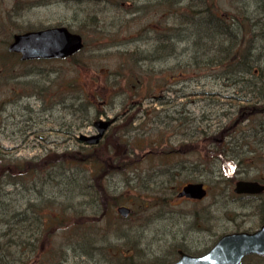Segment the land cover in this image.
I'll return each instance as SVG.
<instances>
[{
  "label": "rangeland",
  "instance_id": "obj_1",
  "mask_svg": "<svg viewBox=\"0 0 264 264\" xmlns=\"http://www.w3.org/2000/svg\"><path fill=\"white\" fill-rule=\"evenodd\" d=\"M235 1L0 0V144L15 156L33 161L64 152L63 168L58 169L57 160L47 168L50 172L78 170L77 165H67L87 156L96 160L92 183L104 186L107 197L116 195L117 203L110 200L102 212L106 207L102 194L94 195L98 210L83 211L96 213V220L84 226L90 225L87 230L95 231L101 240L99 233L106 230L107 243L123 248L131 263H168L178 258L177 249L201 254L224 233L256 227L258 213H264V199L257 205V200L232 194L238 174L236 170L232 175L234 161L227 170L208 150H179V144L199 148L198 131L208 127L213 132L205 133L208 142H220L225 134L218 133L222 130L218 131V123L229 118L236 122L240 113L228 117L223 111L221 115L223 106L225 112L231 104L236 108L237 100L228 97L235 88L221 86L217 76L209 75L210 69L188 58L191 42L162 40L164 34L185 35L197 28L200 15L195 18L193 12L208 7L207 12L228 18L238 14L243 22L248 16L242 27V47L253 38L256 52H264V39H256L259 32L264 34V24L250 29L251 22H264V0L243 6ZM55 25L79 33L83 49L64 59L24 61L7 50L13 33ZM157 43L167 49L153 52ZM171 66L176 67L167 71ZM144 69L150 71L145 79ZM159 94L163 98L157 99ZM165 108L177 119H169ZM153 110L162 111L159 118L165 122ZM99 112L102 115L95 118ZM107 117L116 121L97 144L78 140L80 134L96 133L94 123ZM244 119L246 126H256L250 118ZM183 139L186 143H181ZM163 140L166 145H155ZM246 169L247 177L263 176L264 152ZM187 181L203 182L207 196L195 201L177 197L178 188ZM65 196L63 191L57 194V198ZM82 197L77 192L73 199ZM118 205L130 208L126 217L117 212ZM114 250L99 251L94 259L69 254L63 264H130L127 259L112 258ZM242 264H264V257L250 255Z\"/></svg>",
  "mask_w": 264,
  "mask_h": 264
},
{
  "label": "trees",
  "instance_id": "obj_2",
  "mask_svg": "<svg viewBox=\"0 0 264 264\" xmlns=\"http://www.w3.org/2000/svg\"><path fill=\"white\" fill-rule=\"evenodd\" d=\"M207 8L193 12L195 18L196 15H200L195 21L197 28L189 30L188 33H184L185 35L183 33L164 34L162 40L169 42L170 40L168 41L167 38H171L182 42H191L192 54L188 58L193 59L195 64L205 65L203 67L210 69L207 70L209 75L217 76L216 81H219L221 86L230 85L235 88L228 97L237 100L236 108L231 104L232 107L225 112L226 107L223 106L221 115L223 111L225 116H228V114L233 116L240 112V95L247 97L244 100L245 105L249 109L254 108L256 112L258 108L255 107L260 103L264 104V52H258L260 49L256 52L255 47L251 44L252 41H255L253 38L246 39L248 46L242 47V42L245 41L242 27H244L248 16L245 17L243 22L238 14L228 18L230 15H219L215 11L207 12ZM262 24L264 22H251L250 29L262 26ZM166 30L161 31L163 33ZM259 33L260 37L256 39H264V34ZM210 41L213 44L209 46ZM153 49V52L156 53V51L167 49V47L157 43ZM181 51L183 53L184 50ZM169 55H173V51ZM144 60H150V58L145 57ZM185 65L189 66L187 60ZM254 66H257V68L255 69ZM175 67L171 66L167 68V71L173 70ZM149 72L146 69L142 71L141 75H144V79ZM179 73L182 74L183 72L180 71ZM132 77L133 80L131 79V81L135 83L137 77L134 75ZM255 80H261L262 82L257 84L253 82ZM136 93L137 91L133 93V96H136ZM127 95H129V92ZM158 96L163 97L160 94ZM159 112V110H153L152 114L159 117L161 113ZM165 112H167L166 115L169 119H177L172 112ZM100 114L101 112L96 113L95 118ZM250 119L253 122L252 117ZM217 126L218 131L227 129L226 132L231 133L229 136L231 139L216 142L215 146H212L206 153L211 157L214 155V158H217L220 162L223 161V165L229 170L228 166L231 160L240 159L237 155L239 149L237 146L230 145V143L236 142L235 139L241 125L229 118L227 123L226 121L219 122ZM132 128H136V126ZM206 129L208 132L213 133L211 128ZM218 133H221V131ZM247 134L249 135V131H247ZM162 143H165V141L155 143V145ZM199 143H201V140H199ZM8 150L0 144V264H45L52 262L54 264V261H58L57 264H63L68 259L69 254L77 257L80 255L88 256L94 259L99 251H106L110 248H115L113 255L110 254L112 258L127 259L130 264H134L131 263L129 256L121 252L123 248L117 247L118 244L107 243L106 230L99 233L100 237H104L101 240L96 236L95 231L91 233L87 230L90 225L84 226V223L90 224L89 221L96 220V213L83 211L98 210L94 195L102 194L100 199L104 201L106 206L104 210H101L102 212L107 210L110 200L114 204L117 203L116 195L111 194L107 197L104 186L92 183L96 179L93 176V172L97 167L96 160L87 156L80 158L81 161L77 164L70 162V165H67V168L77 165L78 170L71 168L66 173L53 170L50 172L47 168L52 163L57 164L59 162L60 164H57L59 165L58 169L63 168V158L66 156L64 152L49 153L41 159L33 161L32 159L19 158L13 152H8ZM252 151L250 150L251 153ZM254 155L256 156V154ZM51 159L52 161H50ZM50 188H55V190L51 193ZM61 191L66 196L57 198V194ZM77 192L80 195L82 194L81 200L73 199ZM77 206H79V210ZM110 213L112 212L110 211ZM63 239H66V242Z\"/></svg>",
  "mask_w": 264,
  "mask_h": 264
},
{
  "label": "water",
  "instance_id": "obj_3",
  "mask_svg": "<svg viewBox=\"0 0 264 264\" xmlns=\"http://www.w3.org/2000/svg\"><path fill=\"white\" fill-rule=\"evenodd\" d=\"M82 48V36L64 25L14 33L7 46L9 51L19 53L20 60L64 59L78 53ZM112 120L111 118L95 122L96 133L90 136L80 134L78 139L88 144L97 143ZM263 189L264 185L257 181L237 180L233 191L235 193H257ZM205 195L206 188L199 181L187 182L177 192L179 197L185 196L192 199H202ZM117 211L122 216H127L130 209L121 205L117 207ZM177 253L178 259L168 264H240L246 255H264V222L253 231L238 230L220 235L201 254L192 255L181 249H178Z\"/></svg>",
  "mask_w": 264,
  "mask_h": 264
},
{
  "label": "flooded vegetation",
  "instance_id": "obj_4",
  "mask_svg": "<svg viewBox=\"0 0 264 264\" xmlns=\"http://www.w3.org/2000/svg\"><path fill=\"white\" fill-rule=\"evenodd\" d=\"M253 1L254 0H236L235 1V3H236L235 5L236 6H243V5L250 4V2H253ZM255 1H257V0H255ZM253 82L259 84L262 81L261 80H258V81L255 80ZM240 96H241L240 97L241 100L239 101V103H241L242 101H244V100L247 99V97L245 98L243 95H240ZM160 98H163V97H159L158 96L157 99H160ZM159 101L160 102H163L162 100H159ZM255 108H258L257 109L258 111L255 112L254 111V108L249 109V107L246 106L245 104H240L239 105V109H241V110L239 112L240 115L238 116V121L237 122L241 126L238 129V133H237V136H236V139H235L236 142L230 143V145L237 146V148L239 149V154L237 153V155L240 158V159H237V160H234V159L231 160L232 162L234 161L233 162V164H234V171L232 172V175H234L236 173V170H238V174L237 175L235 174L237 177L234 176V177H236V179L234 181V185H235V182L237 180L257 181L259 184L264 185V175L263 176H259V175L257 176V175H255V176H252V178L243 175L247 171L246 168L249 166V162L252 159L257 158L258 157V154L261 151L264 152V104L263 103H260ZM245 109H247V110H245ZM164 111H168V110L165 108ZM142 112L145 113V116L148 115L149 117H151L150 113H147V109L146 110H143L142 109ZM160 112H162V111H160ZM163 113L166 115L167 112H163ZM253 113L259 114L257 117L252 118L253 119V122L255 123L256 126L255 127L246 126L247 124H245V122H244L245 119L244 118L246 117L247 119H249ZM100 115H102V114H100ZM108 119H111V118L110 117H107V118L102 119V120H108ZM112 119H113L112 122L108 125L107 129L103 133L102 139H103L104 135L110 130V127L115 123V121H116V120H114L115 118H112ZM159 120L165 122L163 119H160L159 118ZM140 124L143 127L145 123L143 121H141ZM251 128H252V131L248 135L247 134V131L249 129H251ZM226 130L225 129L221 130V133H224L225 136L223 138H221V141L220 142L226 141L227 139H229V140L231 139V137H229L231 135V133H229V132L227 133ZM198 132L201 133V137H198L201 140V143H199L201 146L199 148H196L195 146H192V144H189V145H185V144L181 145V144H179L178 145L179 146V150L198 149V150H205L206 151V150L211 149L212 146H215V144H213L211 140H209V142H208V138L206 137L205 133L208 134L210 132H208V130L206 128H203L202 130H200ZM193 133H191V134H193ZM192 138L193 137H191V140H192ZM177 142H179V141H177ZM181 142L186 143L184 141V139L181 140ZM162 144H165L166 145L167 142L162 143ZM250 150H253L252 151V154H253L252 156H254V157H252V156H250V154H247L246 153L247 151L250 152ZM163 152H165V151H163ZM165 153H168V152H165ZM254 154H256V156ZM239 173L241 175H239ZM187 182H190V181H187ZM187 182H185V183H187ZM184 184H182V185H184ZM234 185H233V187L231 189L232 194H234V196H238V197L245 196V197H249L251 199L257 200V205H259L261 202H263L262 200L264 198H262V197L264 195V189L261 190L260 192H257V193H235L233 191ZM203 186L206 188V186L204 185V183H203ZM180 187H181V185H180ZM180 187L178 188L177 191H179ZM206 191H207V188H206ZM176 196H177V194H176ZM177 197H179V196H177ZM180 198H185V199L194 200V201L197 200V199L187 198L185 196H181ZM257 216H258V225L256 227L252 228V229L248 228V229H243V230L252 231V230H255V229L259 228V226L264 222V213H260L259 212ZM261 257H264V256H261Z\"/></svg>",
  "mask_w": 264,
  "mask_h": 264
}]
</instances>
